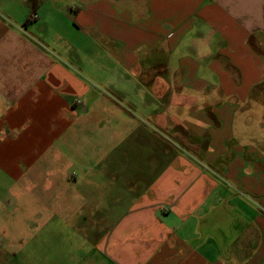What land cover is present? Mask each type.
<instances>
[{"label": "crops", "instance_id": "crops-1", "mask_svg": "<svg viewBox=\"0 0 264 264\" xmlns=\"http://www.w3.org/2000/svg\"><path fill=\"white\" fill-rule=\"evenodd\" d=\"M48 11L101 74L0 22V264H264V0Z\"/></svg>", "mask_w": 264, "mask_h": 264}, {"label": "rangeland", "instance_id": "rangeland-1", "mask_svg": "<svg viewBox=\"0 0 264 264\" xmlns=\"http://www.w3.org/2000/svg\"><path fill=\"white\" fill-rule=\"evenodd\" d=\"M29 2L25 5V0H0V22L18 27L27 21V27H22L24 32L48 46L51 54L62 58L91 81L98 77L101 72L93 64L98 51L87 43L93 40V34L77 31L72 25L71 14L52 16L48 11L52 7L62 8L71 0L41 1L39 5ZM33 14L36 18H32ZM100 55L109 56L103 49Z\"/></svg>", "mask_w": 264, "mask_h": 264}, {"label": "built area", "instance_id": "built-area-1", "mask_svg": "<svg viewBox=\"0 0 264 264\" xmlns=\"http://www.w3.org/2000/svg\"><path fill=\"white\" fill-rule=\"evenodd\" d=\"M32 16H33L32 18H36L35 14H33Z\"/></svg>", "mask_w": 264, "mask_h": 264}]
</instances>
